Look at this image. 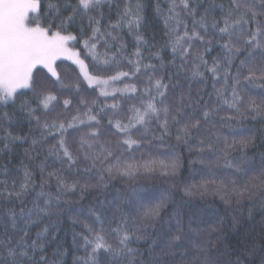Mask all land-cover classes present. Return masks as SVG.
Returning a JSON list of instances; mask_svg holds the SVG:
<instances>
[{
	"label": "snow or ice",
	"instance_id": "obj_1",
	"mask_svg": "<svg viewBox=\"0 0 264 264\" xmlns=\"http://www.w3.org/2000/svg\"><path fill=\"white\" fill-rule=\"evenodd\" d=\"M112 6L113 0H0V139H28L9 130L14 113L5 109L19 102L40 131L31 149L40 155L46 146L31 207L22 197L37 187L32 171L25 167L11 186L0 180V264H49L48 226L35 236L32 229L69 193L83 200L112 180L142 177L179 188L185 150L202 173L198 184L184 187L185 196L236 205L264 197V154L257 167L248 156L257 138L238 127L249 118L264 124V0L157 3L175 70L167 75L163 48L152 51L141 32L143 0H121L115 23L102 27ZM125 28L136 40L130 55L117 43ZM60 60L77 66L74 80L61 76ZM193 82L201 86L195 94ZM49 157L58 167L48 165ZM221 166L231 170L224 178L216 174ZM53 179L55 196L44 191ZM167 192L137 187L98 200L81 236L85 254L73 264H229L218 255L219 225L202 227L195 213H169ZM254 254L252 245L247 256Z\"/></svg>",
	"mask_w": 264,
	"mask_h": 264
},
{
	"label": "trees",
	"instance_id": "obj_2",
	"mask_svg": "<svg viewBox=\"0 0 264 264\" xmlns=\"http://www.w3.org/2000/svg\"><path fill=\"white\" fill-rule=\"evenodd\" d=\"M120 2L121 0H113L111 10L105 9L102 27H107L110 22L115 23L117 14L115 5ZM207 2L208 0H205V6ZM215 2L227 3V0H215ZM143 3L145 7L141 32L149 42V47L155 45L154 48H151L152 51L163 48L161 55L164 57L165 68L168 71L162 74H171L175 70L169 64V61L172 59L170 49L164 47L167 40L164 21L155 11L157 3L160 4L161 8H166L167 0H143ZM201 11H203V8H201ZM119 42H123L126 45L125 51L127 55L135 51L136 40L134 36L128 34L126 28L119 31L117 43ZM215 54V52L212 53V55ZM144 55L145 57L148 56V48L144 49ZM57 63L59 65L58 71L66 81L76 78L79 70L72 62L60 60ZM181 83H185L183 78H181ZM192 87L195 94L201 86L193 82ZM207 91H211L210 82ZM255 91H260V89H255ZM109 102H111L110 99ZM18 109L19 102L15 107L10 106L5 109L10 113H14V120L9 130L14 135L28 136V139L15 142L0 139V180H7L9 186H11L13 181H16L18 184L23 178V169L25 167L32 171L37 187L35 191H30L22 197L26 205L31 207L37 193L40 191L39 165L44 162L46 146L44 150H41L40 155H37L31 149V141L33 138L39 139L40 131L36 128L35 121L30 122L26 118V113L20 112ZM238 127L257 138L256 147L249 151L248 156L249 158L255 157L254 163L258 167L260 165V156L264 154V124L249 118L242 121ZM222 131L227 133L229 129L224 128ZM47 139L49 142H54L51 137ZM6 143L8 144L7 148H5ZM160 150L166 151L167 149ZM176 151L180 152V149H176ZM181 154L184 157V167L181 169V175L177 179V183L180 185L179 188L173 189L171 182L166 181V178L163 177L155 179L142 177L138 180L127 182L116 179L110 182L109 188L104 192H92L85 195L83 200L79 199V193L75 195L69 193L63 197L59 201L61 207L55 209L51 217L45 218L38 227L33 226L32 229V235L35 236L36 231L42 229L44 226H48L46 255L49 258V264H59L60 261H62V264H73L75 257L84 256V249L79 245L83 243L81 239L82 234H86L85 224L91 225L92 223V219L88 214V208L96 205L98 200H111L120 193L121 189L131 190L137 187H144L148 191L157 194L168 190L165 194H170L169 213L178 209L185 214V218L187 215L195 213L196 219L202 227L218 224L219 229L213 235L220 237L217 247L221 260L228 261L229 264H235L236 258L240 257L242 264H261V261L264 260V197L258 194L253 200H245L241 204L236 205L235 203L225 204L218 196L214 195L185 196L184 187L186 185L198 184L202 173L196 171L201 168L199 164L190 165L188 163V160L192 157L188 155L186 150ZM47 163L49 166L58 167V165H54V159L51 157H49ZM49 170H51V167ZM230 171L221 166L219 169H216V174L218 177L224 178ZM44 191L51 193L53 196L56 195L54 179L45 185ZM12 206L18 207V202L13 201ZM2 223L3 221H0V224ZM252 245H255V254L252 257H248L247 250ZM141 250H144L143 247H141ZM58 251L63 252L64 255L62 257L54 255Z\"/></svg>",
	"mask_w": 264,
	"mask_h": 264
},
{
	"label": "rangeland",
	"instance_id": "obj_3",
	"mask_svg": "<svg viewBox=\"0 0 264 264\" xmlns=\"http://www.w3.org/2000/svg\"><path fill=\"white\" fill-rule=\"evenodd\" d=\"M68 61H70V60H68ZM71 62V61H70ZM75 65V64H74ZM76 66V65H75ZM77 67V66H76Z\"/></svg>",
	"mask_w": 264,
	"mask_h": 264
}]
</instances>
